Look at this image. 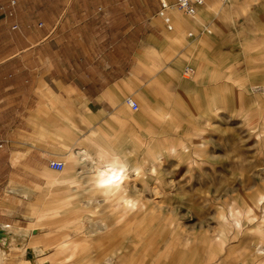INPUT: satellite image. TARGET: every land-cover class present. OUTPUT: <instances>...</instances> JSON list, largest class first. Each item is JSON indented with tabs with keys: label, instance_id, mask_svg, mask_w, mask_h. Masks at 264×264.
Instances as JSON below:
<instances>
[{
	"label": "rangeland",
	"instance_id": "1",
	"mask_svg": "<svg viewBox=\"0 0 264 264\" xmlns=\"http://www.w3.org/2000/svg\"><path fill=\"white\" fill-rule=\"evenodd\" d=\"M252 10L257 25L250 33L230 42L225 58H204L201 72L186 63L179 79L187 82L179 80L170 97H158L168 103L137 99L139 109L130 108L124 123L101 130L82 128V134L90 132L84 142L93 153H107L114 146L130 165H139L140 174L124 185L131 199L145 201L146 211L109 206L84 184L91 176L90 164L69 150L74 143L65 144L54 158L64 161L62 170L48 165L12 180L17 217L0 224V264L58 262L65 256L54 253L55 241L65 231L77 238L90 236L74 213L106 223L91 235V242L123 246L128 254L150 262L264 264V4ZM157 140H166L161 142V160L151 159ZM88 198L93 211L83 212ZM3 225L28 230L24 247L18 248ZM34 241L51 249L34 256L29 250ZM112 256L114 261L115 253Z\"/></svg>",
	"mask_w": 264,
	"mask_h": 264
},
{
	"label": "crops",
	"instance_id": "2",
	"mask_svg": "<svg viewBox=\"0 0 264 264\" xmlns=\"http://www.w3.org/2000/svg\"><path fill=\"white\" fill-rule=\"evenodd\" d=\"M161 1L0 0V224L17 217L13 179L50 166L65 144L80 157L82 128L124 123L128 97L168 103L158 97L187 82L186 63L201 72L204 58H225L264 4L209 0L187 16L166 0L167 22Z\"/></svg>",
	"mask_w": 264,
	"mask_h": 264
},
{
	"label": "bare ground",
	"instance_id": "3",
	"mask_svg": "<svg viewBox=\"0 0 264 264\" xmlns=\"http://www.w3.org/2000/svg\"><path fill=\"white\" fill-rule=\"evenodd\" d=\"M161 142L166 143V140L155 141L154 144L157 146H155V151L151 153V159L161 160ZM182 147L185 148L186 146ZM177 150L178 148L172 147L173 152ZM80 152V161L90 164L88 171L91 173V176L86 180V182H84V184L89 183L88 187H90L94 192L97 193L94 194H101V196L109 206L123 207L124 212H128V210L130 212H133V209H135V207L139 210L142 209V212L146 211L147 206L145 205V201L142 198L131 199L128 193L129 187L124 185L127 179H129L130 181L131 179H135L136 176L140 174L138 164L130 165L128 163L129 161L127 160V157H125V155L123 154H118L115 151L114 146L107 153L101 151L102 153L98 155L87 150L86 148H82ZM96 155L98 157H95ZM77 172L80 174L82 171L77 170ZM154 191L156 193L159 192L158 189H154ZM32 192L33 189L28 190L29 194ZM91 199L92 198H88L86 203L82 205L81 208H83V212L93 211L91 208H94V205L91 204ZM100 202L98 203V205H100ZM124 212H121L120 217ZM72 214L73 213H71L70 216ZM76 214L77 213H74L72 216L77 217V222L80 225L85 226L83 227L86 229L85 235L88 234L90 236H81L77 238L76 234L73 233V231H65L62 235L60 234L61 236H59V239H56L55 241L57 246L56 248H54V253H56L57 255L58 253H64L65 257L61 256L59 258V260L61 261L59 262L58 260V262H55L53 264H80L83 260L86 264H158V261L154 263L147 260L144 256H136V253H134V255L133 252H130V254H128L127 251L123 250V246L112 247L113 245H109L108 243L100 242L95 244L94 242H91L92 240H95V238L91 235L97 234L102 231L105 228L106 223L102 222L103 225L97 224L98 221L93 219L90 216L91 214H81V217H78ZM59 221L63 220L59 219ZM75 222L76 220L74 219L72 223ZM58 223L59 222H52L51 224L53 225ZM174 223H176V221H171V224ZM176 224L181 225L180 222H177ZM69 226L70 224L63 226V229H61L60 232H63L67 227L69 229ZM7 227L9 230L8 235L11 236V240H15L18 243V248L24 247L21 245H24L28 240V230L19 229L12 226ZM98 237L99 235L97 236V238ZM79 247L80 250H78ZM50 249L51 246H43L39 244L38 241L32 242L29 246V250L33 253L34 256L49 251ZM114 253L115 259L113 261L112 255ZM81 259L83 260L81 261ZM161 264H176V262L164 263L161 261ZM179 264L186 263L182 261Z\"/></svg>",
	"mask_w": 264,
	"mask_h": 264
},
{
	"label": "built area",
	"instance_id": "4",
	"mask_svg": "<svg viewBox=\"0 0 264 264\" xmlns=\"http://www.w3.org/2000/svg\"><path fill=\"white\" fill-rule=\"evenodd\" d=\"M220 2H227L229 0H218ZM209 0H175V5L187 16H194L197 13L199 7L205 6ZM169 8V3L166 0L161 1L160 14L165 16V20L168 22L169 18L165 15L166 10ZM170 26V25H169ZM191 35V33H190ZM126 102L133 110L139 109V104L132 97H128ZM64 162L60 160L50 161V167L56 170H62L64 168Z\"/></svg>",
	"mask_w": 264,
	"mask_h": 264
}]
</instances>
